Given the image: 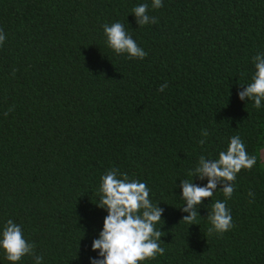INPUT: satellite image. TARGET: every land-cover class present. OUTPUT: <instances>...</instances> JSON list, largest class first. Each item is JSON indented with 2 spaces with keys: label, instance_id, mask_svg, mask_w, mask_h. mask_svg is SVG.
<instances>
[{
  "label": "trees",
  "instance_id": "1",
  "mask_svg": "<svg viewBox=\"0 0 264 264\" xmlns=\"http://www.w3.org/2000/svg\"><path fill=\"white\" fill-rule=\"evenodd\" d=\"M141 3L157 23L137 25ZM162 4L0 0V227L21 225L41 264L97 258L91 244L107 215L96 206L100 178L112 168L146 183L163 210L165 253L140 264H264V100L257 109L238 97L252 57L264 53V0ZM117 21L144 59L107 46L103 25ZM234 135L256 164L241 169L226 200L234 227L209 235L207 213L225 200L220 185L188 225L180 181L206 185L190 170L201 155L218 158ZM0 264H13L2 250Z\"/></svg>",
  "mask_w": 264,
  "mask_h": 264
},
{
  "label": "clouds",
  "instance_id": "2",
  "mask_svg": "<svg viewBox=\"0 0 264 264\" xmlns=\"http://www.w3.org/2000/svg\"><path fill=\"white\" fill-rule=\"evenodd\" d=\"M163 7L162 0H151V8ZM149 4L141 3L132 9V14L138 26L157 23L155 16L149 14ZM103 32L107 46L115 54H127L128 58L144 59L147 56L136 41L125 29L124 24L117 21L112 24H104ZM5 40V34L0 29V46ZM255 72L251 76V83L242 86L243 91L238 93L241 101L252 100L253 106L261 108L264 100V53H258L252 57ZM167 83L159 86L158 91H164ZM11 111V109H9ZM5 116L8 112L4 113ZM206 129L201 131V136L207 138ZM203 145L205 139L198 141ZM256 164V157L250 156L246 146L238 135L230 138L226 150L218 153V158L209 159L201 155L198 164L189 175L200 180L207 178L204 186H198L193 180H181L182 189L180 199L184 205L180 211L187 213L181 221L188 225L196 224L199 216L197 208L205 198H212L219 191L225 197L224 201L217 200L212 203L211 210L207 213L210 223L208 234H223L234 227L230 209L226 200L230 199L234 192V182L241 169L251 170ZM99 186V198L96 206L107 210L103 219V227L98 238L91 244L93 251H98L97 258H90V264H140V262L155 259L157 255H164L165 249L161 247V237L164 232L156 228L163 223L161 219L162 209L153 204L150 199V190L146 183L136 179H130L126 173H120L118 169L107 170L101 176ZM250 197H255L251 191ZM252 201H250L251 203ZM36 245L25 237L21 225L7 220L0 227V250L8 261L19 262L23 257H33L34 264H41L43 256L36 255Z\"/></svg>",
  "mask_w": 264,
  "mask_h": 264
}]
</instances>
